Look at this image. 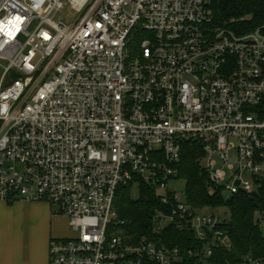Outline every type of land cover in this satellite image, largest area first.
Returning <instances> with one entry per match:
<instances>
[{"label": "built area", "instance_id": "2783aa9c", "mask_svg": "<svg viewBox=\"0 0 264 264\" xmlns=\"http://www.w3.org/2000/svg\"><path fill=\"white\" fill-rule=\"evenodd\" d=\"M190 137L211 183L264 199V26L217 25L210 0H0V200L66 218L48 264L178 261L125 231L116 191L140 183L166 207L152 233L191 231L203 257L230 250L224 219L168 186Z\"/></svg>", "mask_w": 264, "mask_h": 264}, {"label": "trees", "instance_id": "16d2710c", "mask_svg": "<svg viewBox=\"0 0 264 264\" xmlns=\"http://www.w3.org/2000/svg\"><path fill=\"white\" fill-rule=\"evenodd\" d=\"M213 22L224 25L238 34L264 26V0H210ZM202 142L197 138L182 141L178 178L184 181L185 200L193 209L224 207L228 216L221 228L231 240L230 250L214 249L210 257L199 255L202 242L191 231L178 230L172 225L158 233L151 232L152 217L165 211L154 190L139 184L137 198L130 196L131 185L117 189L114 208L124 228L133 238L147 236L179 250V260L173 264H242L251 255L264 264V218L256 219L257 210L264 208V199L257 194L227 195L208 179L202 166ZM190 251V253H189Z\"/></svg>", "mask_w": 264, "mask_h": 264}, {"label": "crops", "instance_id": "0c3cea01", "mask_svg": "<svg viewBox=\"0 0 264 264\" xmlns=\"http://www.w3.org/2000/svg\"><path fill=\"white\" fill-rule=\"evenodd\" d=\"M68 228L45 202L0 200V264H48L50 238L67 237Z\"/></svg>", "mask_w": 264, "mask_h": 264}, {"label": "rangeland", "instance_id": "374dc122", "mask_svg": "<svg viewBox=\"0 0 264 264\" xmlns=\"http://www.w3.org/2000/svg\"><path fill=\"white\" fill-rule=\"evenodd\" d=\"M168 186L171 189H174V190H176L178 192H182L184 190V181L181 178L172 179V180H170L168 182ZM130 196L132 198H134V199L137 198V196H138V187H137V185L134 184L131 187V189H130ZM203 210H204L203 212H198V213H204V214H207V213H210L211 214V213H213V214L219 215L222 219H224V218H226L228 216V211L224 207L204 208ZM71 234H72V232H71L70 228H68L67 236H70Z\"/></svg>", "mask_w": 264, "mask_h": 264}]
</instances>
